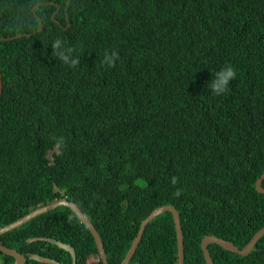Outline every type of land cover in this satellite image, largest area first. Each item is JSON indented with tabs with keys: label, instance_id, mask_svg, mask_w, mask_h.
<instances>
[{
	"label": "trees",
	"instance_id": "1",
	"mask_svg": "<svg viewBox=\"0 0 264 264\" xmlns=\"http://www.w3.org/2000/svg\"><path fill=\"white\" fill-rule=\"evenodd\" d=\"M57 38L61 51L75 49L74 68L53 54ZM114 51L115 67L103 65ZM227 65L237 76L216 96ZM0 74V227L66 197L95 225L110 264L164 205L180 213L185 264H206L208 235L243 249L264 227V0H0ZM40 237L70 244L77 264H103L64 206L0 244L26 264H43L32 254L72 264L31 241ZM209 250L215 264H264V237L248 257ZM14 262L0 251V264ZM129 264H178L170 212L148 225Z\"/></svg>",
	"mask_w": 264,
	"mask_h": 264
},
{
	"label": "water",
	"instance_id": "2",
	"mask_svg": "<svg viewBox=\"0 0 264 264\" xmlns=\"http://www.w3.org/2000/svg\"><path fill=\"white\" fill-rule=\"evenodd\" d=\"M2 93H3V83H2V77L0 75V96L2 95ZM263 182H264V174L256 182V190L261 194H264ZM62 206L71 209L79 217L81 223L84 224L89 229V231L91 232V234L93 235L95 239L97 249L100 255V259L102 260L103 264H110L108 261L107 253L105 251V247L102 242L101 236L98 233L95 225L92 223L90 218L78 207L76 203L69 201L66 197L58 199L57 201L53 203L41 206L33 210L32 212L28 213L24 217L18 219L17 221L10 223L4 227H0V236L6 233H9L13 230H16L22 227L23 225L29 223L33 219H36L37 217L42 216ZM167 212H170L173 215V219H174V223H175V227L177 231L178 264H185L184 234H183V229H182L181 216H180L179 211L174 206H171V205H164V206L154 209L146 219L142 220L137 237L132 242V245L129 251L127 252L121 264L130 263L131 259L133 258V256L135 255L137 251V248L143 238V235L148 225L152 223L156 218H158L159 216ZM263 237H264V227L260 229L254 235L251 241L243 249H240L230 241H226L214 235H208L202 240V243H201V248L204 254L206 264H215L214 259L209 250L210 245H218L228 252L236 253L243 257H248L251 254V252L255 249L258 242ZM31 241L49 242L57 246L58 248L68 252L72 257V264H77L78 258H77L76 250L70 244L62 243L60 241H57L56 239L47 238V237L33 238L31 239ZM0 251L5 255H8L14 258L15 260L14 264H26L27 263L26 256L18 252L15 249H11V248H8L0 244ZM29 258L30 260H34V261H37L43 264H62L61 262H58L55 259L44 257L39 254H32L29 256Z\"/></svg>",
	"mask_w": 264,
	"mask_h": 264
},
{
	"label": "clouds",
	"instance_id": "3",
	"mask_svg": "<svg viewBox=\"0 0 264 264\" xmlns=\"http://www.w3.org/2000/svg\"><path fill=\"white\" fill-rule=\"evenodd\" d=\"M17 38H19L17 36ZM64 43V50L61 51V45H62V40L57 38L53 43H52V49H53V54L64 64L68 65L71 68H74L76 65L79 64V59H70V57H73L75 49L73 47L67 46L65 42ZM119 59V54L118 52H112V55L109 56L106 52L104 53V60L101 61V63L104 65L106 64L107 67L112 68L115 67V62L116 60ZM1 75V74H0ZM237 76L236 70L231 66L227 65L225 66L221 72L216 73V79L213 81L211 85L212 93L216 96H220L223 94H226L228 91V86L229 82L231 80H234ZM3 83V82H2ZM64 138L60 137L54 146V151L59 154L62 147L64 146ZM172 184L175 185L177 183V178L173 177L172 178ZM182 190H177L175 192V196L179 197L181 195ZM202 243V242H201Z\"/></svg>",
	"mask_w": 264,
	"mask_h": 264
},
{
	"label": "rangeland",
	"instance_id": "4",
	"mask_svg": "<svg viewBox=\"0 0 264 264\" xmlns=\"http://www.w3.org/2000/svg\"><path fill=\"white\" fill-rule=\"evenodd\" d=\"M50 156H51V154H50ZM97 259V258H96Z\"/></svg>",
	"mask_w": 264,
	"mask_h": 264
}]
</instances>
